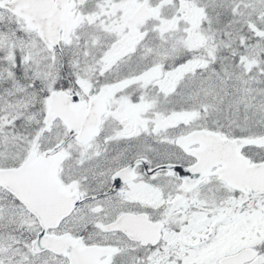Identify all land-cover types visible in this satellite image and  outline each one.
Masks as SVG:
<instances>
[{
    "label": "snow or ice",
    "instance_id": "obj_1",
    "mask_svg": "<svg viewBox=\"0 0 264 264\" xmlns=\"http://www.w3.org/2000/svg\"><path fill=\"white\" fill-rule=\"evenodd\" d=\"M0 264H264V0H0Z\"/></svg>",
    "mask_w": 264,
    "mask_h": 264
}]
</instances>
